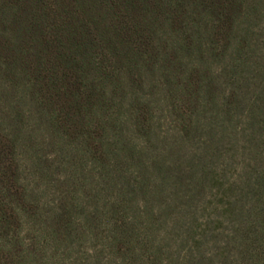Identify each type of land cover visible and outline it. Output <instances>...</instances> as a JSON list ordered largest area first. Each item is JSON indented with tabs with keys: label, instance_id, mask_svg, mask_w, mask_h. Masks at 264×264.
I'll use <instances>...</instances> for the list:
<instances>
[{
	"label": "rangeland",
	"instance_id": "374dc122",
	"mask_svg": "<svg viewBox=\"0 0 264 264\" xmlns=\"http://www.w3.org/2000/svg\"><path fill=\"white\" fill-rule=\"evenodd\" d=\"M254 7L156 27L94 82L50 69L51 47L39 73L36 48L0 55V264H264L245 187Z\"/></svg>",
	"mask_w": 264,
	"mask_h": 264
},
{
	"label": "trees",
	"instance_id": "16d2710c",
	"mask_svg": "<svg viewBox=\"0 0 264 264\" xmlns=\"http://www.w3.org/2000/svg\"><path fill=\"white\" fill-rule=\"evenodd\" d=\"M247 2L248 0H0V20L7 25L0 35L7 33L18 41L14 48L9 47L11 42L5 40L0 45V55L5 59L4 52L11 50L17 59L15 65L19 66L25 61V55L36 48L39 61L35 68L39 73L44 63L41 55L51 47L55 61H52L50 69H55L59 61L63 60L67 62L68 68L78 71V77L86 76L94 82L90 76L95 77L93 73L96 71L109 76V60L121 64L133 55H142L144 50L137 42L148 44L156 27L187 25L188 18L195 13L203 17L214 15L219 21L224 19L223 22L226 21L231 27L242 15L240 9ZM44 19H52L53 24L46 26ZM55 27L60 29L57 36L47 31ZM262 31L264 0H255L245 187L248 199L251 196L252 200L259 198L258 201L264 203ZM243 49L244 47H239V51ZM239 60L244 63L243 59ZM3 63L8 68L14 66L11 61ZM69 84L78 87V84L71 81H68V86ZM261 210L264 211V204Z\"/></svg>",
	"mask_w": 264,
	"mask_h": 264
}]
</instances>
